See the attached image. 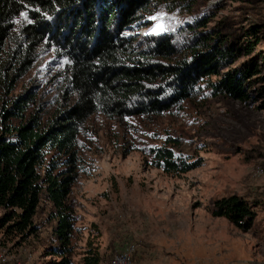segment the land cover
Returning a JSON list of instances; mask_svg holds the SVG:
<instances>
[{
	"label": "trees",
	"instance_id": "1",
	"mask_svg": "<svg viewBox=\"0 0 264 264\" xmlns=\"http://www.w3.org/2000/svg\"><path fill=\"white\" fill-rule=\"evenodd\" d=\"M206 1L0 0L1 245L43 242L36 221L43 212L52 243L44 254L71 264L78 220L70 195L84 172L81 144L95 115L125 129L131 118H159L201 96L223 95L248 106L264 99V56L263 66L252 56L264 18L256 13L255 22L238 28L225 18L209 27L215 11L194 15ZM232 1L251 19L264 8V0ZM170 14L193 17L168 24L164 35H122ZM43 54L58 62L56 95L14 94ZM242 57L249 58L231 68ZM128 142L127 152L140 151L147 167L165 175L201 166L176 154L180 142L171 135L160 145ZM254 215L245 198L213 202L212 216L241 230L250 229ZM87 254L84 264L100 263L96 253Z\"/></svg>",
	"mask_w": 264,
	"mask_h": 264
},
{
	"label": "rangeland",
	"instance_id": "2",
	"mask_svg": "<svg viewBox=\"0 0 264 264\" xmlns=\"http://www.w3.org/2000/svg\"><path fill=\"white\" fill-rule=\"evenodd\" d=\"M240 5L232 0H207L194 15L215 11L209 27L225 18L233 20L235 28L255 22L256 13L264 18V8L258 7L256 18L251 19L252 15L240 14ZM190 16L164 15L145 30L122 35L147 37L140 34L147 30L160 31L148 36L164 35L168 24L175 27ZM160 21L163 29L156 27ZM259 38L262 41L252 56L263 66L264 28ZM248 58L238 59L231 68ZM57 63L52 54L41 55L14 94L36 92L42 100L56 95ZM124 128L101 115L89 122L81 144L84 172L70 195L78 220L71 264H84L89 250L100 257L99 264H110L113 255L127 245H135L132 264H264V99L248 106L223 95L201 96L159 118H131ZM167 135L179 139L176 154L193 158L201 166L181 176L165 175L147 167L140 151L128 147L127 152L123 146L125 140L137 147L160 145ZM230 195L248 201L255 214L250 229H238L228 219L212 216L213 202ZM36 221L43 242L28 245L25 241L21 246L0 242L4 264L61 261L44 254L52 248L45 214L40 212Z\"/></svg>",
	"mask_w": 264,
	"mask_h": 264
},
{
	"label": "built area",
	"instance_id": "3",
	"mask_svg": "<svg viewBox=\"0 0 264 264\" xmlns=\"http://www.w3.org/2000/svg\"><path fill=\"white\" fill-rule=\"evenodd\" d=\"M162 23V21H160ZM163 29V27H162ZM124 33V32H123ZM135 251V245H127L124 249L117 251L112 259L110 264H132V258ZM28 259H31V254L27 255ZM0 264L5 263V259L1 258ZM15 264H23L21 261H16Z\"/></svg>",
	"mask_w": 264,
	"mask_h": 264
},
{
	"label": "bare ground",
	"instance_id": "4",
	"mask_svg": "<svg viewBox=\"0 0 264 264\" xmlns=\"http://www.w3.org/2000/svg\"><path fill=\"white\" fill-rule=\"evenodd\" d=\"M161 23V22H160ZM161 25V28H162V23L161 24H159V22L156 24V27H158L159 28V26ZM159 32L160 31H158V32H152V30L151 31H149V30H147V31H143V32H141L140 34L143 36H145V35H148V34H150V35H157V34H159ZM130 34H132V33H130V32H128V33H124V35H130Z\"/></svg>",
	"mask_w": 264,
	"mask_h": 264
}]
</instances>
